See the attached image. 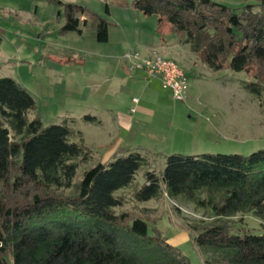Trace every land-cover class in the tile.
Instances as JSON below:
<instances>
[{"label":"trees","instance_id":"obj_1","mask_svg":"<svg viewBox=\"0 0 264 264\" xmlns=\"http://www.w3.org/2000/svg\"><path fill=\"white\" fill-rule=\"evenodd\" d=\"M48 1L63 7L61 34L80 35L87 27L96 42H107V21L92 14L81 22L83 7ZM126 5L166 22L210 70L249 76L243 89L264 99V0L240 9L212 0ZM35 109L16 81L0 76V264H190L145 216L116 211L123 199L115 193L148 159L120 152L77 177L92 162V151L69 140L74 134L65 122L45 125L31 117ZM164 164L160 175L143 172L133 199L148 202L164 194L210 209L214 220L195 227L192 237L196 248L216 256L206 264H264V149L248 156L175 153ZM248 214L259 220L260 234L230 222L241 216L240 224Z\"/></svg>","mask_w":264,"mask_h":264},{"label":"rangeland","instance_id":"obj_2","mask_svg":"<svg viewBox=\"0 0 264 264\" xmlns=\"http://www.w3.org/2000/svg\"><path fill=\"white\" fill-rule=\"evenodd\" d=\"M59 1L83 7L85 13L81 15L82 19L96 14L107 21L111 32L109 41L96 42L93 32L87 27H82L81 35L76 32L61 34L63 7L55 2L0 0V76L16 81L34 99L36 109L31 117L37 116L45 125L74 121L72 127L85 135L83 143L92 151L93 160L80 167L79 177L82 170L100 161L99 155L104 153L103 146L98 144L103 141L99 129L87 126L82 119L84 113L100 108L94 85H100L99 78L113 60L122 59L125 66L123 57L126 52L140 53L141 43H151L155 37L151 32L155 28L147 22V16L130 5L125 6L129 0ZM212 1L240 9L248 5L256 6L260 0ZM162 24L167 29L160 31V37L168 40L174 48L188 51L187 47L177 43L179 35L169 31L166 22ZM123 48L129 50L123 52L119 59L116 53ZM176 62L185 68L189 77L191 98L185 103L173 104L179 119V126L173 130L174 136L159 141L151 148L156 155L142 153L148 163L141 167L127 188L115 193L123 199L122 206L116 211L145 216L169 244L189 259L190 264H206L216 256L196 248L192 237L196 233L195 227L214 220L210 209L164 194L148 202H137L132 194L143 185L144 171L160 175L166 155L248 156L263 150L264 99L243 89V82L250 80L244 73L228 69L212 71L195 54L190 60L194 67L192 70L184 60ZM69 140L78 142L74 135ZM240 218L237 216L230 222L260 234L259 220L248 214L242 216V223H236Z\"/></svg>","mask_w":264,"mask_h":264},{"label":"crops","instance_id":"obj_3","mask_svg":"<svg viewBox=\"0 0 264 264\" xmlns=\"http://www.w3.org/2000/svg\"><path fill=\"white\" fill-rule=\"evenodd\" d=\"M82 17H80L81 22L83 21ZM145 19L150 25L154 26L155 29L151 33H154L155 37L153 40L151 39V43H141L139 45L141 55L150 56L155 53L174 62L182 59L192 70L194 67L190 60L193 59L194 53L190 47L182 45L187 47L188 51L174 48L168 40L160 37V31L166 26L158 23V19L154 16H147ZM83 29L81 28L82 33ZM90 30L93 32L95 40L94 31ZM107 33L108 42L111 37L110 28H108ZM139 42H141L140 39ZM127 50L129 49L123 48L116 55L120 57ZM178 65L185 71L184 67ZM99 79L100 85L94 86L97 88L98 96L96 98L99 100L100 108L97 107L98 110L93 108L91 111L84 113V116L94 118V122L85 121L84 123L87 126L93 125L96 127L95 129H99V135L103 138V141L98 143L103 146L104 151L102 155H99L101 163L107 162L115 154L124 151H137L140 154L156 155V152L152 151L151 148H154L159 141H165L174 136L175 132L173 130L177 128V125L179 126V119L173 105L175 101L172 99L170 91L164 89L158 79H149L142 73L132 74L127 72L122 59L121 61L113 60L112 65L109 69L105 68L103 76ZM99 92L102 94L99 95ZM190 98L191 91L188 88L185 101L190 100ZM133 99H137V104L132 102ZM185 101L182 103H185ZM73 122L65 121L74 136L78 138V141L84 142L85 135L72 127Z\"/></svg>","mask_w":264,"mask_h":264},{"label":"built area","instance_id":"obj_4","mask_svg":"<svg viewBox=\"0 0 264 264\" xmlns=\"http://www.w3.org/2000/svg\"><path fill=\"white\" fill-rule=\"evenodd\" d=\"M123 60L127 72L142 73L149 79H158L162 87L170 91L175 102L185 101L189 79L176 62L155 53L142 56L137 51L126 52ZM132 102L137 104V99H133Z\"/></svg>","mask_w":264,"mask_h":264}]
</instances>
